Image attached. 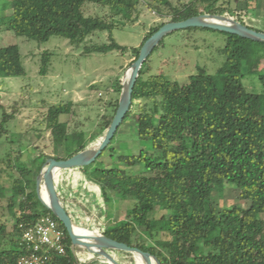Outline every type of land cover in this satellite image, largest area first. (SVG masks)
<instances>
[{"label":"trees","instance_id":"1","mask_svg":"<svg viewBox=\"0 0 264 264\" xmlns=\"http://www.w3.org/2000/svg\"><path fill=\"white\" fill-rule=\"evenodd\" d=\"M86 3L108 8L109 14L86 16L83 11ZM57 4L61 5L59 10H55ZM144 6L159 17L171 16V22L200 14L235 19L230 0H191L180 6L170 0H9L5 11L10 8L12 13L10 17L3 16V21L7 18L8 21L0 23V27L4 25L17 36L42 43L57 36L87 55L132 52L135 61L146 40L165 23L151 28L139 47L121 45L113 37V31L120 24L137 23ZM235 20L245 24L241 18ZM192 29L195 28L188 30ZM97 31L109 32V41L87 44V38ZM220 33L226 39L221 50L225 61L215 75L200 68L187 84L181 85L162 74H151L153 53L144 63L123 123L133 116L138 140L142 144L148 142L150 150L142 148L137 154L118 155L123 167H98L99 157L89 166L59 171L75 186L81 183L92 189L103 204L112 206L127 199L136 202L127 211L126 220L116 223L109 218L106 224L95 218L93 209L76 196L79 189L75 187L68 197L60 196L75 224H84L91 231L97 230L117 242L149 252L161 264H264V73L260 70L264 42ZM50 55L42 54L43 76L47 74ZM25 75L19 47L0 45V77ZM246 75L258 77L262 93L246 90L242 82ZM112 88L117 94L109 103L113 115H104L99 130L88 139L84 132L70 133L68 123L61 120L73 112L72 102L47 109L43 125L64 148L65 156L39 153L31 159L30 167L12 168L10 180L15 194L8 197L7 210L13 225L10 229L0 223V264H18L25 253L24 232L44 216L53 218L65 235L66 251L55 256L57 264H109L92 253L86 259L78 255L80 249L72 246L65 226L39 200L36 180L48 159H69L103 140L119 106L120 80ZM10 119L7 114L2 117L0 140L6 136L13 144L6 129ZM118 131L108 147L113 145ZM12 156V152L8 154L9 162ZM140 166L142 170H128ZM76 178L78 181L74 182ZM55 184L57 189L56 177ZM226 184L233 185L240 200L250 202V206L216 207L212 203L213 194L221 192ZM6 196V188L0 184V198ZM140 229L155 245L140 241ZM117 252L128 259V264H134L131 253Z\"/></svg>","mask_w":264,"mask_h":264},{"label":"rangeland","instance_id":"2","mask_svg":"<svg viewBox=\"0 0 264 264\" xmlns=\"http://www.w3.org/2000/svg\"><path fill=\"white\" fill-rule=\"evenodd\" d=\"M149 0H143V2ZM175 6L191 0H170ZM180 1V2H179ZM9 0H0V23L3 16L10 17L12 10L5 7ZM60 4L55 10L60 9ZM230 9L234 18H241L248 27L264 32V0H230ZM83 11L86 16L105 17L109 9L92 3H86ZM167 14V10H165ZM116 22L120 24V20ZM171 22V16L159 17L155 12L142 8V14L137 23L121 24L113 31V37L121 45L139 47L149 30L161 23ZM229 23V22H228ZM110 33L97 31L87 38V44H103L109 41ZM0 45H16L20 49L22 63L26 75L22 77H0V122L4 114L10 115L7 124L8 137L0 140V184L6 188V197L0 198V223L12 227L13 221L7 210L8 197L13 196L12 168L20 170L30 167V161L39 153L63 158L64 148L57 139H53L43 125V118L51 105L58 103H73V112L64 115L61 120L68 123L70 133L84 132L86 139L96 133L102 123L104 115H113L109 103L117 98L112 86L124 78L125 72L134 61L132 52H110L108 54H83L82 49H75L68 40L53 36L48 42L42 43L17 36L14 32L0 27ZM226 45L225 36L220 32L195 28L175 31L167 35L162 44L150 58L151 74H162L181 85L187 84L189 78L198 73L200 68L215 75L224 64L225 58L221 50ZM50 53V65L46 75H41L42 54ZM260 70L264 73V59ZM243 85L251 93H262V85L257 76L246 75ZM135 119L130 116L120 126L112 146L100 156L96 166L123 167L117 156L120 154H137L142 148L150 150L148 142L142 144L137 137ZM99 143V142H98ZM97 143V144H98ZM92 144L90 147L95 146ZM113 148V151H112ZM20 149V151H19ZM12 152V161H8V154ZM143 167L130 168L129 171H139ZM77 177V174H76ZM57 190L62 198L68 197L76 187L79 192L76 196L93 209L95 218L108 224L120 223L127 218V211L131 210L136 202L132 199L120 200L109 206L100 202L99 195L84 184L75 186L73 181L66 179L63 173H56ZM77 178L74 182H77ZM212 203L219 209L238 205L248 208L250 202L242 201L239 192L231 184H226L223 190L213 194ZM161 212L157 215L161 216ZM79 228L80 235H89L86 225ZM89 230V229H88ZM91 231V230H90ZM100 233L97 230L92 231ZM166 238V237H164ZM139 239L147 245H155L144 229H140ZM78 255L86 259L92 257L90 252L78 248ZM84 250V251H83ZM110 255V251L105 252ZM122 264H128V259L116 252ZM98 258V257H97ZM101 259V258H100ZM134 264L136 261L133 257Z\"/></svg>","mask_w":264,"mask_h":264},{"label":"water","instance_id":"3","mask_svg":"<svg viewBox=\"0 0 264 264\" xmlns=\"http://www.w3.org/2000/svg\"><path fill=\"white\" fill-rule=\"evenodd\" d=\"M212 20L229 22L230 24L227 25ZM190 28L211 29L219 32L238 35L242 38H246L256 42H264V32L254 30L247 25L225 15L200 14L198 16L188 18L184 21L166 23L149 39L146 40L140 50L138 59L135 60L129 67V69L125 72L124 78L122 80V90L119 99V106L112 124L103 140L95 146L89 147L69 159H48L41 169L39 175L37 176L36 191L38 198L41 203L46 208L51 210L55 217L65 226L72 241V246L84 249L92 254H95L98 258L107 261L109 264H122L116 256L117 251H126L131 253L136 261V264H139V261L142 264L161 263L155 255L143 251L138 247H130L125 243L117 242L104 234L94 233L88 229L85 230L89 233V235L77 234L75 231V227L80 226L75 224L71 219L60 199L55 184L56 173L63 169L89 166L102 155V153L107 149V147L114 139L117 131L119 130L120 126L124 122L127 114L131 109L133 91L139 78L140 71L146 60L167 35L175 31ZM129 70L131 71V73L128 77L127 74ZM42 188L45 189L46 194L48 195L49 203H46L42 197ZM82 240L89 243H78ZM90 244L95 245L97 247V250L91 249ZM106 251H110L111 256L106 255Z\"/></svg>","mask_w":264,"mask_h":264},{"label":"built area","instance_id":"4","mask_svg":"<svg viewBox=\"0 0 264 264\" xmlns=\"http://www.w3.org/2000/svg\"><path fill=\"white\" fill-rule=\"evenodd\" d=\"M64 232L50 216H44L24 232V255L18 264H57L55 256L64 255Z\"/></svg>","mask_w":264,"mask_h":264},{"label":"bare ground","instance_id":"5","mask_svg":"<svg viewBox=\"0 0 264 264\" xmlns=\"http://www.w3.org/2000/svg\"><path fill=\"white\" fill-rule=\"evenodd\" d=\"M212 21H216V20H212ZM216 22H218V23H223V24H227V25H229L230 23H228V22H222V21H216ZM130 73H131V71L129 70L128 71V74H127V76L129 77V75H130ZM42 197H43V199H44V201L46 202V203H49V198H48V195L46 194V191H45V189L44 188H42ZM79 228L80 227H75V231H76V233L77 234H79ZM81 234V233H80ZM79 234V235H80ZM78 243H81V244H85V243H89V242H85V241H79ZM91 246V249H93V250H97V247L95 246V245H93V244H90ZM139 264H142L140 261H139Z\"/></svg>","mask_w":264,"mask_h":264}]
</instances>
